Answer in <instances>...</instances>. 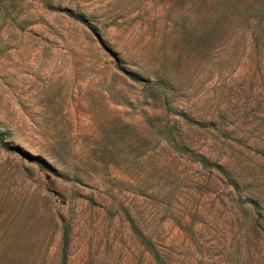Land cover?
Segmentation results:
<instances>
[{"label": "rangeland", "instance_id": "374dc122", "mask_svg": "<svg viewBox=\"0 0 264 264\" xmlns=\"http://www.w3.org/2000/svg\"><path fill=\"white\" fill-rule=\"evenodd\" d=\"M0 264H264V0H0Z\"/></svg>", "mask_w": 264, "mask_h": 264}]
</instances>
